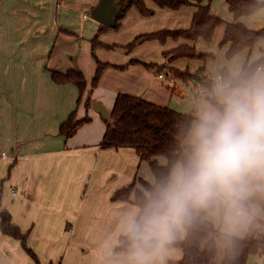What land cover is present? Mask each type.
I'll list each match as a JSON object with an SVG mask.
<instances>
[{
	"label": "crops",
	"instance_id": "crops-1",
	"mask_svg": "<svg viewBox=\"0 0 264 264\" xmlns=\"http://www.w3.org/2000/svg\"><path fill=\"white\" fill-rule=\"evenodd\" d=\"M210 1L213 14H218L215 7L225 11L222 0ZM99 2L0 0V202L12 214L13 222L27 234V244L37 256L36 262L20 239L3 233L0 217V264H127L128 252L118 251L117 247L125 236L123 225L127 217L138 213L139 208L130 201L113 200L112 196L136 176L153 181V173L133 147H102L104 119L93 108L87 110L84 101L78 107L80 91L76 84L57 83L52 76L53 71L71 68L81 69L87 78L93 74L96 64L91 41L102 23L91 13ZM147 4L155 9L154 14L161 11L165 18L161 26L175 24L171 22L178 15L174 14L176 10L156 3L153 6L148 1ZM189 6L194 14L196 6ZM137 14L142 15L132 7L122 21L119 34H108L118 41H104L124 44L134 34L168 28L149 31L159 26L149 27L143 21L150 18H140L128 38L121 39L127 19ZM193 14L190 17L188 12L186 22L190 19L192 22ZM226 18L228 22H242L259 29L264 24V7L250 15L235 17L233 13ZM220 27L224 31L225 25ZM169 40L165 50L182 42ZM224 45L228 51L230 44ZM242 52L236 73H241L245 63L264 56V38ZM245 57L246 62L240 67ZM217 66L207 62L205 74ZM133 71H136L134 67L128 68L127 74ZM120 83L110 81L103 85L106 92L93 93L94 100H101L110 110L116 95L123 92L181 111V107L160 98L153 90L141 93L143 90H133L139 88L136 84L125 88ZM174 89L180 94L184 92L176 88L175 81ZM194 93L196 98L204 97L196 94L195 87ZM77 108L78 117H84L88 111L92 121L67 138L60 133V126ZM2 152L7 153L6 157ZM245 212L243 209L235 215L242 216ZM245 224L242 222L241 227L237 224L240 231H230L231 234L246 236L249 229Z\"/></svg>",
	"mask_w": 264,
	"mask_h": 264
},
{
	"label": "trees",
	"instance_id": "trees-1",
	"mask_svg": "<svg viewBox=\"0 0 264 264\" xmlns=\"http://www.w3.org/2000/svg\"><path fill=\"white\" fill-rule=\"evenodd\" d=\"M159 7L177 10L183 6L195 5L191 25L188 28L168 29L163 28L157 31L140 34L130 42L126 48L131 50L137 43L146 40H160L163 43L172 38L175 41H182L175 47L164 52L165 57L175 60L181 57H198L195 42L199 39L211 41L218 26L225 25L222 44L229 43L227 56L233 57L237 53L251 49L264 38V26L259 29L249 28L242 22H227L218 15L212 13L208 0H153ZM235 17L250 15L264 7L261 0H226ZM119 12L116 16L117 22L112 27L101 24L99 32L92 39V50L99 41V33L108 29H119L122 21L132 7H136L144 16L153 15L155 10L147 6V0H116ZM108 47H112L107 45ZM203 58L213 56L205 53ZM132 63L142 62L137 58L130 60ZM98 67L93 78L92 87L88 89V83L84 72L81 69L71 68L67 71H53L52 76L57 83L72 82L80 91L78 107L84 101L87 110L92 108L95 101L93 88L101 78L104 69L110 65L109 62H102L97 59ZM147 67L157 66L154 63L143 62ZM259 67H264V56L245 63L240 75L235 82L239 84L249 77L255 75ZM124 68V67H122ZM204 67L200 69L203 71ZM161 72L162 68L158 67ZM175 77L184 80H192L195 88L198 85L210 87L206 78L209 74H199L200 71H182L171 68ZM159 72V73H160ZM225 77H229L226 68L221 69ZM168 74V73H166ZM102 117V116H101ZM111 121H105L106 128L103 133L100 145L102 147H133L140 159L146 161L153 173L154 180L149 181L143 176H136L132 182L118 189L112 196L113 200H124L135 203L138 212L149 198L155 186L162 182L168 175L173 163L180 157L182 148L181 130L195 119L192 114L178 111L170 106L160 105L144 99L138 95L119 92L116 95L114 104L110 109ZM92 121L88 111L84 117H78V108L74 110L69 118L60 126V133L67 138L74 136L86 123ZM162 159L166 162L162 163ZM257 203L264 205V195L256 194L243 202L242 209L251 210V205ZM1 230L6 235L13 236L22 241V244L35 258L34 251L27 244V234L17 226L12 219V214L2 208L0 202ZM255 220V219H254ZM185 236L180 237L176 233L175 239L169 244L180 247L183 256L179 264H217L216 258L219 253V246L223 245L224 257L221 264H247L252 254L264 252V234L256 233L255 239L251 234L256 229L253 222L247 235L239 237L224 232L221 227L216 226L209 218H197L184 226ZM129 241L125 236L121 237L117 247L118 251L128 252Z\"/></svg>",
	"mask_w": 264,
	"mask_h": 264
},
{
	"label": "clouds",
	"instance_id": "clouds-1",
	"mask_svg": "<svg viewBox=\"0 0 264 264\" xmlns=\"http://www.w3.org/2000/svg\"><path fill=\"white\" fill-rule=\"evenodd\" d=\"M181 135L180 157L123 225L127 264H163L185 225L221 213L231 220L243 202L264 195V73L219 81Z\"/></svg>",
	"mask_w": 264,
	"mask_h": 264
},
{
	"label": "rangeland",
	"instance_id": "rangeland-1",
	"mask_svg": "<svg viewBox=\"0 0 264 264\" xmlns=\"http://www.w3.org/2000/svg\"><path fill=\"white\" fill-rule=\"evenodd\" d=\"M147 1L150 5L152 3L154 6L155 2L153 0H147ZM208 3L209 5H211V1ZM221 4H223L225 11L224 9L222 10L218 9L217 7L214 8V11L215 13H218L216 15H218L219 17H221L222 19L228 22L226 17L230 16L231 14L233 15V13L228 9L227 4L225 3L224 0L221 1ZM180 9L181 11L177 13L176 11H179ZM180 9L174 11V14H178V15L172 17L173 22L171 23H175V24H172L171 26H166V25L161 26V24H164L165 21V18H163L161 11H158L157 13L150 15L148 17L145 16L142 17V15L137 14L135 18L133 17L128 18L125 23L124 31H122L121 39L126 40L128 38V33H132L131 29L139 25L140 18H150L147 21H143V23L148 25L149 27L159 26L157 28H152L149 31L157 30L162 27H168V29H170L169 27H172V29H175L179 27L181 28V27L190 26L191 19L190 22L188 21L186 22L185 18L188 16V12L191 15L190 17H192L193 9H191L190 6H186L185 8L183 9L180 8ZM212 9H213V5H212ZM163 15L165 14L163 13ZM151 17H153V19ZM178 22L179 24H177ZM177 25H179V27H176ZM262 26H264V24ZM121 28L122 26L119 29L108 28L100 32L99 41L102 44L99 43L96 44L94 46V52L93 50L91 51L96 66L93 74L89 76V78H87L86 76L88 83L87 86L89 90L92 87L93 78L96 75V70L98 67L97 59L101 60L102 62L110 63V65L104 69L97 86L93 88V93H99V92L105 93L107 88L104 87L103 85L107 84L110 81H119L125 84V88H128V86L130 85L134 86L136 84L137 87L139 86V88L133 90H143L141 93H143L146 90H153L156 95L158 94L161 95L159 96L160 98L165 97L167 101H170L171 103L177 105V107H181V112L192 114L196 118L200 108L203 106L205 102H207L211 98V95L196 98L195 97L196 95H194L195 94L194 82L192 80H188L189 83H187L186 80L180 77H175L171 68H177L182 71L188 70L190 72H196V71L198 72L200 71L201 68L204 67L203 71L199 72V74L203 75V73H205V64L207 62H214V65H218V66L216 69L211 70L208 73L209 75L216 76L218 73H220L221 69L223 68H226L228 70L229 72L228 79L231 80L232 82H235L237 77L240 75V71L239 73H236V68L238 66V63L241 62L242 60L243 52L241 51L231 58L227 56V49L225 48V45L222 44L224 31L222 30L221 32L222 28L220 26L216 29L211 41L199 39L196 42L195 46L199 55L198 57H194V58L181 57L175 60H170L164 55V52L166 51L165 50L166 47H164V45H166L169 39L164 43L160 40H147L144 41L143 43L139 42L131 50H128L126 46L134 40L136 34L132 36L131 40L127 41L124 44H120L118 42H113L109 44L108 42L104 41V39L111 41H118V39L114 38L112 35L108 36V34L110 32H116L119 34ZM106 34H107V38H106ZM202 44H204V46H202ZM107 45L112 47H108ZM202 53L203 54L210 53L213 54V56H208L206 58H203L201 56ZM128 54L129 55L132 54V56H130V58H128L127 60H124V57H126ZM246 57L245 60L240 65V67L246 62L247 59ZM133 58H137L142 62L132 63L130 60ZM208 58L211 61H207ZM143 62L154 63L157 66L147 67ZM197 62H201V63L198 64V66H196ZM132 67H134L136 71H133L131 75H128L127 74L128 68H132ZM158 67L162 68L161 72L168 73L174 76V81L176 82V88L182 89L184 91L182 94H180L178 90L174 89V81H168L167 79L159 78L160 71L158 70ZM261 73H264V68ZM121 83L120 85H122ZM171 107L174 108L175 106H171ZM208 218L216 226L221 227V229L226 233H231L230 231H235V233H238V231L240 230L238 229L239 227H237V224H240L241 227L242 222H246L245 228L250 229L252 223L254 222L256 226V229L254 231H256V233L264 234V205L261 204H257V203L252 204L250 212L246 211L242 216H237L233 214L231 220L228 221L225 220L223 213H221L219 216L213 215ZM178 233L180 237L183 238L185 236L184 227L180 231H178ZM26 252H28V255L30 254L31 258L34 261H36V258L29 251L26 250ZM181 257H182V249L180 247L171 246L169 244L166 246V249L162 253L163 264H179ZM223 257H224V249H223V245H220L219 253L216 258V263L221 264L223 261ZM248 264H264V252L263 253L258 252L256 254H252L248 259Z\"/></svg>",
	"mask_w": 264,
	"mask_h": 264
},
{
	"label": "water",
	"instance_id": "water-1",
	"mask_svg": "<svg viewBox=\"0 0 264 264\" xmlns=\"http://www.w3.org/2000/svg\"><path fill=\"white\" fill-rule=\"evenodd\" d=\"M119 8L116 0H100L99 4L93 9L91 16L102 24L112 27L116 24V16ZM94 111L98 112L105 121H111L109 108L101 101L95 100L92 104ZM256 231L251 234V239H255ZM125 238L128 240L127 236Z\"/></svg>",
	"mask_w": 264,
	"mask_h": 264
},
{
	"label": "built area",
	"instance_id": "built-area-1",
	"mask_svg": "<svg viewBox=\"0 0 264 264\" xmlns=\"http://www.w3.org/2000/svg\"><path fill=\"white\" fill-rule=\"evenodd\" d=\"M258 69H261V67H259ZM159 76L163 79H167L168 81H174V76L171 74H166L163 72L159 73ZM231 81L228 79V77H225L223 73H218L216 76H211L208 75V77L206 78V81L209 83L210 87H206V86H201L198 85L195 88L196 94L199 96H205V95H211V93L213 92L216 84L219 81ZM232 82V81H231ZM242 82V81H241ZM239 82V83H241ZM234 85L237 84V82H232ZM7 153L6 152H2V156L6 157ZM243 211V209H241L240 213Z\"/></svg>",
	"mask_w": 264,
	"mask_h": 264
}]
</instances>
